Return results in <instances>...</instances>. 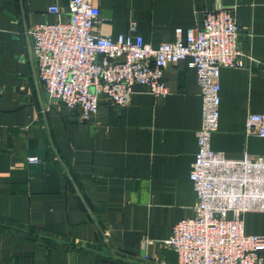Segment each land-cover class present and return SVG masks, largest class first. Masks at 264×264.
<instances>
[{"label":"crops","instance_id":"1","mask_svg":"<svg viewBox=\"0 0 264 264\" xmlns=\"http://www.w3.org/2000/svg\"><path fill=\"white\" fill-rule=\"evenodd\" d=\"M67 3L0 0V264H170L165 241L197 202L189 179L201 123L196 72L180 60L163 69L166 95L135 84L125 105L101 98L97 113L81 119L78 108L47 97L28 34L56 20L50 5L66 19ZM93 3L96 33L115 38L133 20L153 46L174 41L177 27L199 28L208 10L234 9L244 66L219 70L210 147L231 158L264 156V136L244 128L248 113L264 114V0ZM243 222L246 234L264 235V212Z\"/></svg>","mask_w":264,"mask_h":264},{"label":"built area","instance_id":"2","mask_svg":"<svg viewBox=\"0 0 264 264\" xmlns=\"http://www.w3.org/2000/svg\"><path fill=\"white\" fill-rule=\"evenodd\" d=\"M47 10L56 20L28 30L36 77L49 99L78 108L81 119L97 113L101 98L118 107L125 105L135 84L152 95H166L163 69L187 60L196 72L202 101L189 170L197 202L194 215L177 221L165 244L177 253V264H263L264 235L246 234L243 216L264 212V156L244 151L231 158L210 147L219 123V70L244 66L234 9L208 10L199 28L177 27L174 41L156 46L135 33L133 20L115 38L96 33L99 16L93 0H68L66 19L60 17L56 4ZM244 128L246 134L264 136V114L248 113ZM27 160L40 158L29 155Z\"/></svg>","mask_w":264,"mask_h":264},{"label":"water","instance_id":"3","mask_svg":"<svg viewBox=\"0 0 264 264\" xmlns=\"http://www.w3.org/2000/svg\"><path fill=\"white\" fill-rule=\"evenodd\" d=\"M98 58H101V54L98 55ZM164 259L170 264H177V253L175 250L168 248L164 252Z\"/></svg>","mask_w":264,"mask_h":264}]
</instances>
